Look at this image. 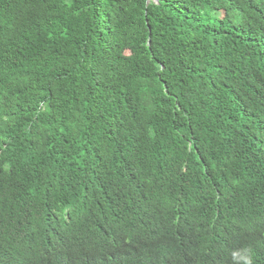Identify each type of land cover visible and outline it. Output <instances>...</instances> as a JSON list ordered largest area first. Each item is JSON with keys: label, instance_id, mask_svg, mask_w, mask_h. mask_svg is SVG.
<instances>
[{"label": "trees", "instance_id": "16d2710c", "mask_svg": "<svg viewBox=\"0 0 264 264\" xmlns=\"http://www.w3.org/2000/svg\"><path fill=\"white\" fill-rule=\"evenodd\" d=\"M0 0V264H264V0Z\"/></svg>", "mask_w": 264, "mask_h": 264}, {"label": "water", "instance_id": "95a60500", "mask_svg": "<svg viewBox=\"0 0 264 264\" xmlns=\"http://www.w3.org/2000/svg\"><path fill=\"white\" fill-rule=\"evenodd\" d=\"M149 2H150V0L147 1V3H149Z\"/></svg>", "mask_w": 264, "mask_h": 264}]
</instances>
